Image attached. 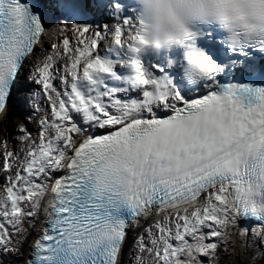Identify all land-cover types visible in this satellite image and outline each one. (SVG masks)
<instances>
[{
    "label": "snow or ice",
    "instance_id": "1",
    "mask_svg": "<svg viewBox=\"0 0 264 264\" xmlns=\"http://www.w3.org/2000/svg\"><path fill=\"white\" fill-rule=\"evenodd\" d=\"M234 2L261 22L238 14L230 36L214 26L193 28L163 51L161 67L149 58L160 52L151 49L144 20L135 10L123 15L115 0H0V113L43 43L44 13L57 16L72 3L86 14L110 9L115 21L73 23L75 47L67 25L58 28L68 57L63 75L57 43L36 63L51 119L42 120L39 142L23 159L5 152L4 170H18L0 195V264L33 218L46 226L28 264H120L127 229L152 212L147 237L135 244L138 264H219L222 244L234 236L245 264L264 259V86L222 87L224 69L209 54L213 47L233 57L264 53V0Z\"/></svg>",
    "mask_w": 264,
    "mask_h": 264
},
{
    "label": "clouds",
    "instance_id": "2",
    "mask_svg": "<svg viewBox=\"0 0 264 264\" xmlns=\"http://www.w3.org/2000/svg\"><path fill=\"white\" fill-rule=\"evenodd\" d=\"M136 15L147 25L151 49L163 52L182 44L187 33L200 26H214L227 35L238 27V14L254 16L234 0H134Z\"/></svg>",
    "mask_w": 264,
    "mask_h": 264
},
{
    "label": "bare ground",
    "instance_id": "3",
    "mask_svg": "<svg viewBox=\"0 0 264 264\" xmlns=\"http://www.w3.org/2000/svg\"><path fill=\"white\" fill-rule=\"evenodd\" d=\"M96 17H97V15H96ZM90 23H91V21H89ZM60 25V24H59ZM59 25H57V27H60ZM23 92H25L26 93V91H24L23 90ZM26 97V96H25ZM32 100V99H31ZM41 127V124H40V126H39V128ZM0 166H2V162L0 161ZM121 259H123V260H126V258H121Z\"/></svg>",
    "mask_w": 264,
    "mask_h": 264
},
{
    "label": "rangeland",
    "instance_id": "4",
    "mask_svg": "<svg viewBox=\"0 0 264 264\" xmlns=\"http://www.w3.org/2000/svg\"><path fill=\"white\" fill-rule=\"evenodd\" d=\"M2 159H1V157H0V161H1Z\"/></svg>",
    "mask_w": 264,
    "mask_h": 264
}]
</instances>
